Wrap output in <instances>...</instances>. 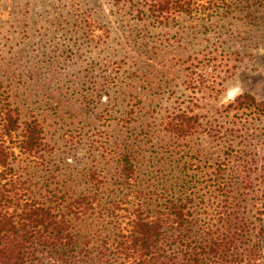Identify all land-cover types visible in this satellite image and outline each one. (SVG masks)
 <instances>
[{
  "label": "rangeland",
  "instance_id": "374dc122",
  "mask_svg": "<svg viewBox=\"0 0 264 264\" xmlns=\"http://www.w3.org/2000/svg\"><path fill=\"white\" fill-rule=\"evenodd\" d=\"M137 9L135 0H0V95L7 93L23 117L31 112L42 121L51 147L45 163L31 169L38 187L75 199L88 193L95 170L100 201L108 203L121 189L120 157L127 153L141 186L178 193L194 185L200 194L219 186L220 202L209 211L226 218L244 188L226 158L231 150L245 157L264 190L263 120L232 134L230 118L219 112L242 94L264 102V0L165 25ZM218 38L239 55L235 69L220 74L218 85L209 71H196L199 92L191 101L182 62ZM181 103L201 116L204 131L176 140L160 124ZM100 216L82 225L89 250L111 234ZM49 257L41 255L39 264H54ZM255 264H264V238Z\"/></svg>",
  "mask_w": 264,
  "mask_h": 264
},
{
  "label": "trees",
  "instance_id": "16d2710c",
  "mask_svg": "<svg viewBox=\"0 0 264 264\" xmlns=\"http://www.w3.org/2000/svg\"><path fill=\"white\" fill-rule=\"evenodd\" d=\"M135 1L138 15L159 25L174 22L178 16L199 15L208 19L230 12L244 2L250 4V0ZM238 58L218 38L182 62L185 89L193 95L190 100H196L199 92L192 77L196 71H209L218 85L220 74L231 75L235 69L232 62ZM196 75L201 80V73ZM0 98V264H39L43 254L49 255L54 264L258 261L264 238V190L251 178L244 156L231 150L226 157L235 161L244 183L243 198L237 203L233 201L236 207L226 218L218 215L216 219L209 211V204L220 202L216 197L219 186H208L201 194L194 185L184 186L178 193L172 188L160 192L151 185L141 186L127 153L120 157L121 189L113 200L101 203V174L95 170L88 175V193L68 199L38 187L31 170L32 166H42L51 153L42 121L31 112L23 117L7 93H1ZM182 104L173 109L167 122L160 124L161 131L176 140L204 131L201 116L193 107H181ZM219 112L220 117L230 118L232 134L254 120L264 122V102L249 94L238 96ZM242 201L245 207L240 205ZM95 215L107 220L111 234L93 251L88 249L82 225Z\"/></svg>",
  "mask_w": 264,
  "mask_h": 264
}]
</instances>
